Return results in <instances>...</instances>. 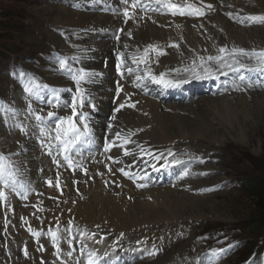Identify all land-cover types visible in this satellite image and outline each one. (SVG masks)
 Masks as SVG:
<instances>
[{"label":"bare ground","instance_id":"1","mask_svg":"<svg viewBox=\"0 0 264 264\" xmlns=\"http://www.w3.org/2000/svg\"><path fill=\"white\" fill-rule=\"evenodd\" d=\"M65 1L54 0L50 8V29L46 28V33L55 47L64 53L76 55L82 60L77 67L85 68L84 65H86L88 68L100 69L103 72V76L95 78L98 83L93 87L95 97L101 101L99 116L102 117L112 108L111 97L114 92V80L117 78L113 72L114 62L111 56L112 50L117 46V41L113 37L117 27L122 24L119 14L126 6L123 0H108L113 4L115 13L104 14L94 11L91 6L87 5L91 0ZM151 1L156 5L155 0ZM205 1L214 3L216 8L215 12L210 13L205 19L176 18L174 22H170L166 17L159 18L158 21L166 28L142 19L128 21L125 24L123 37L119 40L120 46L127 45L129 49L137 47L140 50L148 45L161 44L167 50L164 56L158 58L160 65L157 71H163L168 67L174 68L180 64L182 59L192 56L195 52H218L220 48L228 46L264 49V25H239L227 17L228 13L264 15V0ZM160 7L162 11L168 10V8H163V5ZM54 30H61L67 34L68 44ZM129 31L132 33L131 37L127 35ZM171 42L177 43L178 48H168L167 45ZM104 56L110 57L109 65L106 67L102 63ZM46 76L49 83H55L58 79L51 72H48ZM130 91L131 80H128L121 97L123 98ZM139 99L141 102L135 110H126L118 114L117 123L128 129L142 130L138 140L153 145L155 149H177L179 154L190 150L210 157L208 153L222 154L221 149L226 148L231 139L234 140L236 146L250 145L254 136L257 135L255 132L264 128V92L234 93L216 98L199 96L189 102H175L166 105L149 98L140 97ZM21 100L24 110L26 107L23 96ZM20 118L25 120L22 114ZM25 122L31 138H24L18 130L13 131L10 128L13 133H8L5 127L4 130L0 127V146L10 150L11 154L18 153L12 158L21 164V174L31 188L32 201L29 205V214L48 225L47 227L43 224L40 227L34 226L35 232L41 233L40 236H34L33 231H29L32 226L25 227L24 222L21 227L30 237L32 244L36 240L47 247V253L43 257L52 258L54 264H65V262H62L58 256L56 259L53 257L52 253L56 249L48 233L52 227H55L60 237V249H67L66 241L71 235L61 229V223L69 218L76 221L77 233L80 237L77 236L72 241V245L75 246L73 257L63 255L71 248L62 252V255L74 259L81 247V241L84 242L87 239L83 235L86 230L80 229L89 227L90 230L97 231L98 239L99 234H107V239L97 244L101 247L100 254H102L104 250L111 247L114 240L118 241V246L125 248V243L133 244L149 233L156 231L161 233L168 230L172 232L178 228L192 227L195 221L206 220L208 213L211 214L218 207L212 194L195 195L170 186L133 191L132 186L126 184L124 192L123 187L116 189L119 195L115 196L112 192L114 186L105 187L104 167L108 166V173L111 172L109 171L111 167L106 160L102 159L104 154L97 157L92 155L81 157L80 152L75 153L73 157L80 159L82 163L87 162L89 168L86 174L80 173V170L72 174L64 169L63 159L57 166L54 157L49 156L47 151L41 147L38 133L33 127L36 123L28 119ZM98 135L99 133H95L96 141L101 147L104 133ZM113 136L114 132L110 135V141H113ZM115 143L113 152L119 155V163H131L133 159L123 157L121 148L129 149L132 145L120 141H115ZM213 160L208 161L202 167L205 170H212L209 176L187 181L194 185L192 188L225 181V177L220 176L218 164H213ZM136 167H141L139 161ZM101 170L103 174L99 175L98 172ZM57 173H59L58 186ZM76 178L80 180L79 192L74 183ZM49 180L52 181L51 187L47 183ZM6 193L7 208L12 204V200L9 202L8 199L14 194L9 195L7 191ZM126 194H131L134 200H128ZM15 197L21 198V194L17 192ZM151 198L152 201H150ZM6 208L3 209L4 212ZM0 213H3L1 201ZM10 213H13L11 206ZM4 214L7 218L6 213ZM214 217L217 220L225 219V217ZM186 229L188 233L191 230ZM7 233L9 236L6 237L5 245H8L11 251L19 252L27 249L25 239L19 236L15 229ZM126 235L127 238H125ZM192 244L189 239L180 241L163 256L154 260H136L133 264H171L174 262L180 264L185 262L183 256ZM93 251H98V248ZM83 256H80L82 264H86ZM118 257H122V254Z\"/></svg>","mask_w":264,"mask_h":264},{"label":"rangeland","instance_id":"2","mask_svg":"<svg viewBox=\"0 0 264 264\" xmlns=\"http://www.w3.org/2000/svg\"><path fill=\"white\" fill-rule=\"evenodd\" d=\"M53 3L54 0H0V101L7 105L9 104V100L4 98L11 97L14 91H16L17 102L22 109V93L17 89L14 80L10 78L9 74L12 64L33 66L42 72L45 78L44 80L48 82L46 76L48 72L44 74L45 69L42 67L41 61L35 62L34 59L41 60L44 53L53 50L54 44L46 33V28L50 29V8ZM6 26H11V28H7ZM54 31L60 35L59 31L61 30ZM64 40L66 44H68V40ZM55 49L61 51L57 47H55ZM189 50L192 51L193 49L189 48ZM56 81L57 80H55V82ZM20 93L21 96H19ZM23 115L25 116V114ZM104 115L106 116V113ZM14 118V120L12 118L6 122L3 113H0V127L4 130V127L8 125L6 129L7 132L13 133V131L18 129L14 124L19 117ZM20 121H23V119ZM10 128L13 129V131L10 130ZM255 133L257 135L254 136L252 143L248 146H236L234 140L231 139L226 148L221 149L222 154H218L217 152L208 153L211 155L210 158L214 159L213 164H218L220 176L225 177V181L217 182L222 184L223 189L211 195L216 201V206H218L216 210L211 212V214L208 213V218H206V220L195 221L192 227H184V229L178 228L172 232L170 230L161 232V234L164 232L167 238H169L168 234L170 232L172 234V240L176 237L177 232H184L186 237L182 240L179 239L177 241L178 244L180 241L191 240L193 244L190 245L189 251L183 256L185 262H188L189 258L195 259L197 255H200L204 250L202 246L199 245V242L196 241L199 235H209L212 237L222 231H225V235L222 236L230 235L232 239H239L245 242L237 253L229 259V263L227 264H241L252 252L246 251L249 240H246L247 236L239 230V227L243 228V222L255 212L256 207L252 199L240 185L243 177L246 178L255 173H264V128H260ZM6 135L10 138L7 133ZM0 153L7 155L11 154V151L0 146ZM19 179L24 183L27 182L22 174ZM11 200L12 204H10V206L13 209V213H10V206L5 210L11 228H7L6 232L3 230V235L0 237V264H5L6 258L10 255L19 253L11 251L8 245H5L6 237L9 236V233H7L9 230L15 229L17 234L25 239V246L30 244L32 250L34 246L31 243L30 237L21 227L22 223H25V227L28 225L40 227L41 224L46 227L48 226L36 220V218L33 217L34 215H32L33 213L31 214L32 216H30L29 205L32 201L30 190L27 193L21 194V198L15 197V194L10 195L8 201L10 202ZM214 216L225 217L226 220H217ZM4 219L5 214L0 213V221ZM1 225L0 222V231L2 229ZM64 225H66V223H64ZM186 228L191 229V233L190 231L188 233ZM255 234H257V232H255ZM257 237L258 234L253 238V240H258L255 241V249L258 247L261 249L264 247V237L260 240ZM83 243L87 246V250L93 251L95 248H98V251L94 252L96 254L101 253V247L97 244H93L92 240L86 239ZM177 243H174L171 248L177 245ZM196 246H198L197 252L193 251ZM15 248H17L16 245ZM171 248H168L167 251ZM83 261L87 262L86 255L83 256ZM27 262L28 259L26 258L21 261V263L24 264H27ZM171 264L177 263L174 262Z\"/></svg>","mask_w":264,"mask_h":264},{"label":"snow or ice","instance_id":"3","mask_svg":"<svg viewBox=\"0 0 264 264\" xmlns=\"http://www.w3.org/2000/svg\"><path fill=\"white\" fill-rule=\"evenodd\" d=\"M155 2L158 5H163L166 7H171L173 9L176 8L175 4H170L168 0H155ZM123 3L125 5H129L135 12L137 8L141 9L142 12L145 14L152 10L150 7L151 0H123ZM189 8L192 6L189 5ZM208 10L213 9L212 4H208L207 6ZM172 15H195V16H203L206 13L200 9L196 8L194 11L185 12L181 9H176L171 12ZM123 15L126 18L125 22L127 23L128 19H133V16L130 15L129 9L126 6L123 11ZM229 16L232 15V13H228ZM248 20L252 22H261L264 23V15H255V16H249L247 17ZM243 22V21H241ZM122 31V30H121ZM129 37H131L132 33L129 31L127 33ZM117 40L120 39V37L117 35L115 37ZM123 47L127 48V45H124ZM149 48H154L155 46L149 45ZM147 52L148 49H145L144 56L137 59V57L134 55L132 57V60L135 62L137 66H139L141 63L147 65ZM219 52L222 55L217 56H209L207 57L208 61H216L219 63L220 68H228L233 73H241L243 72H257V73H264V50L257 51L255 49L251 51H247L243 48H233L231 51H228L226 47H222L219 49ZM160 55H163V52L159 53ZM227 54L228 57L231 58L232 63H228L225 60V55ZM117 55L120 58L119 63L117 64V68L120 70V75H128L129 77L133 76L136 72V69L132 67H126V61L124 59L125 53L120 52L117 50ZM237 55L246 58L247 60L251 61L252 63H243L240 59L237 58ZM71 61V63L69 62ZM80 62V59L78 57H61L56 60V63L58 65V70L61 74L67 76V78L73 82L75 91L73 92L72 88H64V89H56L51 88L47 84L40 83L36 80L35 77H29L26 73H19V78L22 81V87L23 91L27 93V96L25 99L29 101L26 109H24L25 113V120L32 119L36 121V124L33 126L35 129V132L38 133L41 147H43L49 156L54 157V162L57 166L60 165V159L59 157L63 155V160L66 161L67 166L69 168H72L73 171L76 170V167L79 166L85 173L87 172L86 169H83V165H76L75 161L73 160V154L79 153L81 146L83 145H91L93 144V128L90 127V117L87 113L80 111L78 112L77 109H82L85 105V102L87 101L89 107H91L93 110L95 109V105L92 103L91 98L89 95H87V89L82 87V84H89L93 82V78L97 76L98 74L86 70L84 67H74V64H78ZM205 58L200 57V70H197V67L195 65V62L193 63V66L191 68H185L183 69L184 72H187L191 75L192 79L194 80H202L205 78H208L210 76L215 75L214 70L211 67H205ZM233 65H236L233 67ZM172 71L179 72L180 69H174ZM145 72L147 73V77H150L151 81L165 86H180L183 83H188V80H172V79H166L165 73H160L158 76L153 75L152 72L145 68ZM201 72L203 74H201ZM227 73H225L226 75ZM146 77L141 75H135V81L136 87H140L141 84L140 81L144 80ZM238 79L241 81L245 80L244 75H239ZM249 87L252 85L249 84ZM123 88L119 87L118 92H122ZM45 92H47V96L45 95ZM61 92H67L71 96V100L64 101L60 99V93ZM48 96H51V99L48 98ZM35 98L37 101H42L47 107L49 108H71L72 115L71 116H65L61 117L57 114L56 111H48L47 113L41 114L42 109L40 111H37L34 109L31 105L32 99ZM127 103V100L125 101ZM130 107H135V104H130ZM125 104L121 103L118 108L115 109V111L119 112L120 109L124 108ZM0 113H3L5 117V121L12 119L13 117H17L20 115V110L5 104L4 102L0 101ZM79 119L81 121L80 124L76 122V119ZM113 120H115V116L112 117ZM50 122V123H49ZM15 127H18L19 130L24 133L25 135L28 134L29 128L28 126L20 120H17L14 124ZM109 130H111L112 125L109 124L108 126ZM134 134V133H133ZM114 136L116 140L121 139V133L119 130H117L114 133ZM125 143H131L130 140L127 138L124 139ZM114 146H116L115 140L107 143L104 145L105 152L110 151ZM122 147V145H121ZM125 155H132V153L127 149L124 148ZM143 151V150H142ZM148 155H151V153H146ZM170 155H172L171 152H169ZM13 155L17 154H7L0 153V185H3L4 188L10 189L13 194L17 193V189L21 188L27 191L28 185L24 183L19 177L21 176L22 172V166L21 164L14 160L12 158ZM111 159V157L109 158ZM156 159H160L159 156L156 157ZM173 164H182L183 162L180 160H173ZM166 167H170L171 165H165ZM111 169L109 168V171ZM121 172H124L125 175H128L129 173L125 172L123 168L120 169ZM189 170L187 167H185V170L181 173V178L188 176ZM206 174V173H203ZM48 185L52 186V181H47ZM59 185V173H57V186ZM143 187L144 185H140ZM7 198V193L4 190H0V201H4ZM26 198V197H25ZM42 210V209H41ZM71 223V222H69ZM99 227V226H97ZM29 231H32L31 228H29ZM65 233H68V228H65ZM51 236V239L53 241V246L56 249V255L59 257L62 255L59 240L60 237L57 234L56 231L49 230L48 233ZM34 236H40L41 233L39 232H33ZM83 235L87 239H91L93 244L100 243L101 240L105 239L104 237L101 238V240L96 239V234L93 233L91 236L88 235V233H83ZM121 236H123V233H121ZM76 239L75 237L69 236L66 243L69 245H72V241ZM229 247H232L231 245ZM75 251V246L73 245L71 250H69L66 253H63V255L67 257H73V252ZM225 249H221L220 252H225ZM79 253L81 255H86L87 264H108L107 260L102 259L99 255H97L94 251L87 250V246L81 241V247L79 249ZM155 253H150V255H154ZM25 255H27V249L25 248ZM107 255V254H105ZM65 264H69L68 261H65ZM71 264H81L80 260L78 258L74 259Z\"/></svg>","mask_w":264,"mask_h":264},{"label":"trees","instance_id":"4","mask_svg":"<svg viewBox=\"0 0 264 264\" xmlns=\"http://www.w3.org/2000/svg\"><path fill=\"white\" fill-rule=\"evenodd\" d=\"M6 27L11 28V26ZM241 180V188L252 199L256 207L255 212L243 222V228L239 227V230L247 236V239H245L249 240L246 251H251L256 246L255 241H258L257 239L253 240V238L257 234L259 240L264 237V173L251 174L246 178L243 177Z\"/></svg>","mask_w":264,"mask_h":264}]
</instances>
